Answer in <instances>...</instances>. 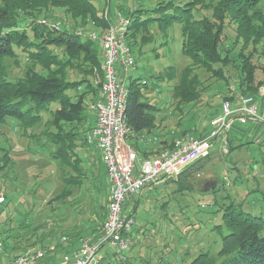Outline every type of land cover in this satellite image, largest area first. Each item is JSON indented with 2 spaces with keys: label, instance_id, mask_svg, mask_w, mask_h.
<instances>
[{
  "label": "trees",
  "instance_id": "1",
  "mask_svg": "<svg viewBox=\"0 0 264 264\" xmlns=\"http://www.w3.org/2000/svg\"><path fill=\"white\" fill-rule=\"evenodd\" d=\"M263 5L264 0H135L127 13L131 19L127 42L132 52L143 53V46L152 40V27H159L167 40V29L180 23L185 55L209 68H213L215 62H234L239 73L238 91L255 96L264 86ZM54 8L62 9L63 14H55ZM43 15L48 18L53 15V23L42 22ZM89 22L102 28L110 25V19L99 13L93 0H0V122L13 118L18 125L29 129L42 121L44 112L50 113V124L55 130L47 132V137L56 146L53 155L76 171L64 178L68 185L84 181L86 171L80 152L87 143L90 128L85 114L86 95L100 92L103 78L102 49L84 29ZM234 48L237 51L232 56ZM7 58L18 65L20 59L26 61L21 74L9 75L4 63ZM215 71L225 77L221 67ZM190 72L188 70L174 88V94L186 103L201 96L198 76H190ZM96 77L100 79L98 82ZM146 77L152 76L132 74L129 81L126 114L136 140L153 132L159 122L160 100L146 92L149 79ZM175 140L164 139L167 145L164 148H171ZM135 146L141 148L138 143ZM235 148L231 142L230 151ZM1 149L3 147L0 152ZM9 156L7 152L2 156L3 166L9 164ZM177 179L180 188H188L180 177ZM0 191V197L4 194L6 199L0 202L1 223L11 217L8 209L13 201L10 195L14 192L9 187H0ZM218 202L216 196L206 201V205L214 206L213 213H222V219L211 226V230L222 235L217 251L201 250L187 260L183 257L174 262L164 261V264H264V212L244 210L233 203L222 207ZM106 208L104 205L101 212L105 218ZM4 212L6 217L1 219ZM2 232L0 227V235ZM7 232L8 239L3 241L6 257L11 259L21 251L12 254L10 249H18L21 243L14 239L19 236L10 230ZM55 255L58 256V252ZM55 255L45 263L55 262ZM165 257L168 256L162 255L163 259ZM108 259L102 264H137L128 256Z\"/></svg>",
  "mask_w": 264,
  "mask_h": 264
},
{
  "label": "rangeland",
  "instance_id": "2",
  "mask_svg": "<svg viewBox=\"0 0 264 264\" xmlns=\"http://www.w3.org/2000/svg\"><path fill=\"white\" fill-rule=\"evenodd\" d=\"M93 1L99 13L105 17L106 12L113 16L122 11L127 15L135 2ZM53 12L63 14L60 8H54ZM52 18L53 15L49 18L43 15L40 20L53 23ZM181 27L180 23L169 27L167 40L159 27H152V40L143 46V53L133 52L137 66L132 74L151 75V78L148 77L150 80L146 77L148 87L145 90L160 100L159 122L153 131L159 139H177L186 132L198 135L209 124L213 109L228 99L227 94H236L238 90L239 73L234 62H215L213 68H209L195 63L182 52ZM84 29L91 36L94 34L95 38L92 37L98 41L103 54L101 38L105 28L89 22ZM236 51L237 48H234L232 56ZM19 61L18 65L12 58L5 60L10 76L21 74L24 70L26 61ZM220 67L225 77L215 71ZM188 70H191L190 76H198V88L201 90V96L191 103L182 101L174 94L175 86ZM95 80L98 82L100 79L96 77ZM86 96L85 114L90 119L95 116L92 104L96 99L89 94ZM51 118L50 113L44 112L42 121L29 129L18 125L13 118L0 122V147H3L0 152V187H9L14 192L10 195L13 201L8 209L11 217L0 223L3 230L0 238L8 239V230L19 236L14 239L20 241L21 247L10 249L14 254L25 250L33 242L51 240L57 243L61 235H67L70 238L68 243L58 251L57 261L63 262L69 255L68 249L77 247L80 237L90 235L94 227L105 220L101 212L108 203V189L105 174L100 173L93 178L92 175H97V169L93 172L87 170L90 163L84 167L87 171L83 177L85 182L88 180L85 186L65 183L64 178L76 174V171L67 164L63 165L65 163L53 155L56 146L47 137V132L55 130L50 124ZM246 127L249 132L243 139L245 144L240 145L242 139L234 137L236 148L225 154L221 150L220 140H217L209 156L201 158L183 172L180 179L187 189L180 188V182L176 179L162 183L154 190L144 191L143 195L140 193V199L127 200L128 211L133 212L139 222L135 228L139 239L126 250L128 258L134 259L137 264H159L162 261L164 264V261L174 262L183 257L187 260L201 250L217 251L222 235L211 230V226L222 219V213H213L212 203L206 205V201L214 196L222 207L233 203L244 210L264 212V152L261 145L255 142L263 134L264 128L258 131L251 129V125ZM5 152L10 154L7 166H3L2 160ZM80 153L86 154H82V150ZM225 195L228 196L221 198ZM166 201L168 203L164 204ZM5 217L4 212L1 219ZM25 224L27 226H22ZM70 227H74L73 230ZM80 227L84 229L79 231ZM164 254L168 257L163 259Z\"/></svg>",
  "mask_w": 264,
  "mask_h": 264
},
{
  "label": "built area",
  "instance_id": "3",
  "mask_svg": "<svg viewBox=\"0 0 264 264\" xmlns=\"http://www.w3.org/2000/svg\"><path fill=\"white\" fill-rule=\"evenodd\" d=\"M106 16L110 25L101 38L103 78L100 97L92 104L95 122L86 134L87 143L97 148L107 171L106 218L96 232L80 238L79 246L69 252L64 264H102L110 256H124V252L139 239L135 230L139 222L135 214L128 211L127 200L170 177L179 178L186 168L210 155L216 140H220L223 153H230L228 133L234 122L245 124L250 117L257 116L255 97L239 92L237 103L229 99L222 102L221 112L211 120L206 134L183 133L171 148L141 157L138 147L130 141L134 132L126 114L130 76L137 66L127 42L131 19L122 11L113 16L106 12ZM142 82L146 83V80ZM260 92L264 93V87ZM158 140L155 135L144 134L138 138L139 145ZM5 200V195L0 197V202ZM69 239L67 235H61L57 243L38 242L6 261L4 241L0 238V264H46L45 260L60 251Z\"/></svg>",
  "mask_w": 264,
  "mask_h": 264
},
{
  "label": "crops",
  "instance_id": "4",
  "mask_svg": "<svg viewBox=\"0 0 264 264\" xmlns=\"http://www.w3.org/2000/svg\"><path fill=\"white\" fill-rule=\"evenodd\" d=\"M264 87V86H263ZM235 89V88H234ZM236 90V89H235ZM239 93V91L238 90H236V94L235 93H230L228 96V99H230L233 103H237V97H236V95ZM93 98H95L96 100L95 101H93V102H96L98 99H99V97H100V92H97L96 94H90ZM255 97V105H256V107H257V116H253V117H250L249 118V120H248V122H247V124H246V126H248V127H250V125H251V129H258V131H259V129L260 128H264V93L263 92H260V89H259V92H258V94L257 95H255L254 96ZM93 108V107H92ZM214 111H213V114H212V116L210 117V120H209V124L207 125V127L203 130V131H201L198 135H204V134H206L208 131H209V129H210V127H211V120L215 117V116H218L219 114H220V112H221V105L220 106H218V108L216 109V108H214L213 109ZM95 122V116L92 118H90L89 119V126L91 127V125L93 124ZM245 124H242V123H238V122H234V124H233V127H232V129H231V131L228 133V139H229V142L231 143V142H233L234 141V137H236V138H238V139H242V141H239V142H243V139H245V137H246V135H247V133L249 132V130H248V128L246 127V126H244ZM233 129H237L236 130V132L234 131V132H232V130ZM145 135H155V136H157L156 134H155V132H151V133H149V134H145ZM158 137V136H157ZM159 139V138H158ZM164 139H166V138H161V139H159L158 141H153V142H151L149 145H141L140 144V146L139 147H141L140 149H139V152H140V156L141 157H145V156H150V155H155V154H158V153H160V151H162L163 149H166V148H164V146H167V145H164V143H163V140ZM132 143H134L135 145H137V143H138V145H139V141H138V138H137V140L134 138V136L132 137ZM217 141V140H216ZM215 141V142H216ZM256 143H259L261 146H260V148H262L263 150H264V129H263V134L260 136V138L258 139L257 138V140L255 141ZM232 145H234V146H237L234 142L232 143ZM86 152V154L85 155H82V157H83V159H84V164H85V166L87 165V167H88V164L90 163V165L91 166H89L88 167V169L87 170H90L91 172H93L94 170H96L97 169V175L95 174V175H92V177L94 178V177H96V176H99L98 174H100V173H103V174H105V176H106V184L105 185H107V189H108V184H109V182H108V176H107V171H106V167H105V164H104V162H103V160H102V158H101V155L99 154V152H98V150H97V148L95 147V146H93V145H90V144H87L86 143V145H84L83 147H82V154L83 153H85ZM212 152V151H211ZM231 152V151H230ZM81 154V153H80ZM85 157H87V158H89L88 160H86L85 159ZM90 167H92L93 169H91ZM86 169H85V171H87ZM88 181V180H87ZM87 181L85 182V179H84V181H83V183L82 184H79V185H84V184H87ZM162 183H170V181H161L160 183H158V184H156L154 187L152 186V187H150V188H146V189H144V190H142V192H141V194L140 195H143L144 194V191H150V190H154L155 189V187L157 188V186L158 185H160V184H162ZM79 185H76L77 187H79ZM85 186V185H84ZM146 193V192H145ZM140 195H138V197H136L135 198V200L136 199H140ZM130 199H132V198H130ZM135 205H137V204H135ZM127 206H128V203H127ZM134 207V206H133ZM128 209V208H127ZM92 219H94V218H92ZM105 219V216L103 217V220ZM102 223V222H101ZM99 225H101V224H99ZM99 225H96L95 227H94V229L92 230V233L90 234V235H92L94 232H96L97 231V228L99 227ZM73 228L74 227H70V229H72L73 230ZM84 229V227H80L78 230L80 231V230H83ZM89 233V232H88ZM81 238V237H80ZM51 241V240H50ZM80 241V240H79ZM53 242H55V241H53ZM79 243V242H78ZM79 246V244H77V247ZM77 247H71L70 249H68L69 250V252H72V251H74ZM129 254L128 253H126V251L124 252V256H128ZM50 257V256H49ZM115 257H116V255H115ZM57 258H58V256L57 255H55L54 256V259H56V261L55 262H52L51 264H57L56 262H59V261H57ZM108 258H114L113 256H110V257H108ZM6 261H8V258H6ZM59 264H64L63 262H59Z\"/></svg>",
  "mask_w": 264,
  "mask_h": 264
},
{
  "label": "water",
  "instance_id": "5",
  "mask_svg": "<svg viewBox=\"0 0 264 264\" xmlns=\"http://www.w3.org/2000/svg\"><path fill=\"white\" fill-rule=\"evenodd\" d=\"M168 181L172 182L175 181V179L173 177H170Z\"/></svg>",
  "mask_w": 264,
  "mask_h": 264
}]
</instances>
